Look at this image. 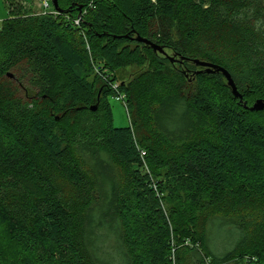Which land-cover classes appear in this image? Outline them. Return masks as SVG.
Returning a JSON list of instances; mask_svg holds the SVG:
<instances>
[{
	"label": "trees",
	"instance_id": "1",
	"mask_svg": "<svg viewBox=\"0 0 264 264\" xmlns=\"http://www.w3.org/2000/svg\"><path fill=\"white\" fill-rule=\"evenodd\" d=\"M23 6L0 30V227L18 264H264V218L230 215L264 205V110H250L264 100V0H59L80 26ZM163 18L184 25L179 47L156 29ZM194 60L229 69L242 100ZM130 67L143 92L166 91L144 136L134 114L148 106L119 84ZM168 68L184 81L164 89L149 74ZM22 69L30 101L2 88Z\"/></svg>",
	"mask_w": 264,
	"mask_h": 264
},
{
	"label": "rangeland",
	"instance_id": "2",
	"mask_svg": "<svg viewBox=\"0 0 264 264\" xmlns=\"http://www.w3.org/2000/svg\"><path fill=\"white\" fill-rule=\"evenodd\" d=\"M44 2H45V0H21V1L20 0H0V30L3 27L4 20H6L8 18V16L11 15L10 10L13 11L16 9V7H20V5H24L23 7L30 9L31 13L33 15H42L45 11L44 6H43ZM50 4L53 5L52 0L50 1ZM58 4H59V0H58ZM19 12H21V11H19ZM19 12H18V14H19ZM48 13H51L52 15H54L58 19H62L63 21H69L68 17L66 15H64V13L62 11L56 10L54 8V6H52L48 9ZM156 25H157V26H155L156 29L162 35H164V36L166 35V37L169 38V41L174 46L179 47L178 46V45H180L179 43L180 42L183 43V40L185 37V29H184L183 24H180V22H177L174 20H169V19L163 18L161 20H158ZM189 49L192 52L194 47L190 45ZM168 55H169L168 57H170V58H175V57H173V53H171V52H168ZM218 66H221V65H218ZM221 67H223V66H221ZM223 68H225L231 74V76H232V78L236 84L237 77L234 76L229 71V69H227L226 67H223ZM138 71L139 70L136 67H130L127 70H125L120 75L119 84L120 83H130V81H131L133 84L131 86V88H132L131 91H132V93H134L133 94L134 98L139 99L141 105L143 104V105H145V107L148 106L145 109H143V111L145 113L138 114V115L134 114V116L137 117V121L139 122L138 130L141 132V134L139 133V136H141V135L144 136L145 132H146V134L152 132V130H151L152 128H151V126H149L150 123L146 119V117H149V115H148L149 111H147L146 109L147 108L149 109L153 98H156L158 96H165L166 91L165 90L160 91L159 93L155 92L153 94V96H152V93H150L148 95L147 92H143V90H141V88H140L142 82L139 81L137 83V80H134V79H136V77L139 74ZM25 73H26L25 69H22L19 72L18 71H11L9 73V76L7 77V79H5L2 82L3 83L2 88H3V91H6V90L10 91L11 94H17L21 97H23V96L29 97L27 100L30 101L31 94H33V92L31 91V88L28 86L27 79L25 78ZM149 75L154 78L155 83L158 81L164 80L162 82L164 87H165L164 89H167L170 86V85H167V83L171 84L174 81H177L178 79L184 81L183 78L181 79L178 77V72L176 70L169 69V68H168L166 74H155L154 75L152 73ZM185 88H186V85H185ZM147 97H149V98H147ZM95 105L96 104H94V106ZM110 105H111V109L113 112L114 126L116 128L129 127L131 125V121H130L129 111L127 109L125 102L121 101V100H117L116 97L115 98L112 97L110 99ZM131 117L133 118L132 114H131ZM60 118L58 117V120H60ZM199 120L201 123H204L206 126L205 128H202L199 132H197V134L199 136L209 137L207 134H209V133L212 135H213V133L215 134L213 121L211 119L207 120L206 118L203 117V118H199ZM60 123L65 128L69 129V126H70L69 118H64L63 120H60ZM135 135L138 136L136 134V130H135ZM154 144H155V142H154ZM160 149L164 153H167L170 151L169 149L163 148V146ZM122 176L124 177V174ZM126 177L127 176H125V178L123 180V184L127 180ZM158 178L160 179L161 185L162 184H165V186L171 185L170 179L167 176H165L163 173L161 174V172H160V174L157 176V179ZM156 188L157 187H155V190H156ZM156 191H158V190H156ZM159 194L160 193H158L157 195L159 196ZM160 196L166 197V199H169V200L172 198L170 196L169 192H166ZM163 206H164V208H166L167 203L164 202ZM225 214H226V212H225ZM230 215H235L236 217L244 216V217L248 218V220H251L254 222H258V221L260 222L264 218V205L260 201H255L246 207L237 209L235 212H230ZM9 242L10 241L5 236H2V229L0 227V250H1L2 254H4V259H5L2 262L3 263L5 262L4 264H18L16 257H15V252H14L11 244H9ZM187 243H185V245H188ZM175 250H174V252H175ZM173 259H174V261H176L175 258H173ZM226 264H235V262L230 261Z\"/></svg>",
	"mask_w": 264,
	"mask_h": 264
},
{
	"label": "water",
	"instance_id": "3",
	"mask_svg": "<svg viewBox=\"0 0 264 264\" xmlns=\"http://www.w3.org/2000/svg\"><path fill=\"white\" fill-rule=\"evenodd\" d=\"M52 3H53V6L56 10L60 11V7H59V4H58V0H52ZM137 40L139 42H143V43H146L148 45H151L155 51H159L161 53L164 52V50L159 47V46H156L154 44H152L150 41L146 40V39H143V38H137ZM194 63L199 66V67H203L206 69V72L211 74V73H222L225 78L227 79L228 81V86L231 87L232 89V92L234 94V96L236 98H240L242 100V95L240 94L231 74L223 67L221 66H218V65H215L213 63H208V62H205V61H200V60H194ZM9 76V74H8ZM98 109V105H95V106H92L91 107V110L93 111H96ZM251 111H263L264 110V100H259L257 101L253 107L250 108Z\"/></svg>",
	"mask_w": 264,
	"mask_h": 264
},
{
	"label": "built area",
	"instance_id": "4",
	"mask_svg": "<svg viewBox=\"0 0 264 264\" xmlns=\"http://www.w3.org/2000/svg\"><path fill=\"white\" fill-rule=\"evenodd\" d=\"M50 1L51 0H45L44 2V13H48V9L50 8ZM69 21H71L72 23H74V25L76 26H80L82 24V21H83V14L80 15L78 18L76 19H72L70 17H68ZM117 100H121V101H124L125 102V96L124 95H118L117 97Z\"/></svg>",
	"mask_w": 264,
	"mask_h": 264
}]
</instances>
